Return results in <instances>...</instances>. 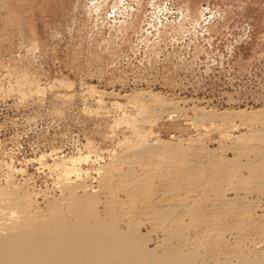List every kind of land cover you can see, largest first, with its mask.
I'll use <instances>...</instances> for the list:
<instances>
[{
	"label": "rangeland",
	"instance_id": "1",
	"mask_svg": "<svg viewBox=\"0 0 264 264\" xmlns=\"http://www.w3.org/2000/svg\"><path fill=\"white\" fill-rule=\"evenodd\" d=\"M146 90L185 101L187 114L153 116ZM194 107L264 108V0H0V186L12 179L43 207V193L57 196L55 164L84 155L87 183L111 169L124 198L117 176L136 161L138 134L213 153L230 145L228 128L207 134Z\"/></svg>",
	"mask_w": 264,
	"mask_h": 264
},
{
	"label": "bare ground",
	"instance_id": "2",
	"mask_svg": "<svg viewBox=\"0 0 264 264\" xmlns=\"http://www.w3.org/2000/svg\"><path fill=\"white\" fill-rule=\"evenodd\" d=\"M138 94L148 96L153 116L187 114L185 101L152 90ZM193 111L199 125L209 126L207 134L220 127L247 131L221 133L230 145L218 153L195 142L182 147L157 138L145 144L136 132L141 141L127 155L137 159L128 174L117 176L124 198L116 196L113 164H103L109 172L96 171V185L87 183L81 161L90 158L84 155L55 164L57 196L40 193L43 207L38 193L12 179L1 184L0 264H264V220L251 213L264 208V108ZM146 155L152 159L141 161ZM147 165L157 171L152 177ZM143 223L152 239L142 232Z\"/></svg>",
	"mask_w": 264,
	"mask_h": 264
}]
</instances>
